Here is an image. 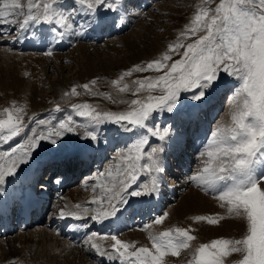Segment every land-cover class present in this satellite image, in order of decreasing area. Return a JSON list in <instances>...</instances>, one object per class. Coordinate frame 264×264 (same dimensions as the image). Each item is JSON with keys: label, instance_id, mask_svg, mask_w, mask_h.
<instances>
[{"label": "snow or ice", "instance_id": "snow-or-ice-1", "mask_svg": "<svg viewBox=\"0 0 264 264\" xmlns=\"http://www.w3.org/2000/svg\"><path fill=\"white\" fill-rule=\"evenodd\" d=\"M72 3L73 12L65 14L61 11L63 5L60 0H27L26 12L21 0H0V25L16 23L8 18L24 14L25 18L18 23L20 29L30 23L47 24L52 26L49 31L56 33L57 25L61 29L70 27L69 20L74 12L95 16L101 8L113 11L117 7L116 0H72ZM208 3L209 0H202L201 7L180 33L177 42L170 43L160 58L147 62L143 67L134 65L111 81L123 93L131 89L127 83L121 86V82L133 72L154 70L161 73L134 82L138 86L133 95L141 91H147L148 95L132 99L129 110L101 112L86 102L72 105L77 114L88 118L93 126V130L83 133L84 138L97 140L94 126L106 122L121 125L125 133L136 136L123 153L116 154L110 170L100 174L105 178L98 185L99 194L91 201L97 207L91 210L90 219L104 222L109 218H119L127 211L131 198L158 193V174L164 172L160 159L164 147L162 144L149 145L148 135H140L139 132L166 141L171 134L169 127L148 126L154 114L158 111L179 113L182 93L191 92L192 100H202L216 86L223 72L238 81L232 97L230 121L219 122L211 132L200 153L205 157L203 167L188 180L205 193L212 194L229 216L244 221L246 231L239 239L218 238L200 244L188 264H224L222 257L232 253L242 255L235 264H264V0H219L215 8L208 7ZM64 34V31L59 32L61 37ZM189 37L194 39L185 44L183 40ZM174 56L180 58L174 60ZM95 83V80L91 81V84ZM83 88L91 91L89 84H84ZM154 92L158 94L154 95ZM71 95H78L75 86ZM102 95L111 99L107 93ZM24 113L25 109L16 107L15 102L12 107L0 111V142L26 134L28 125L24 122ZM74 131V121L69 116L58 127L34 132L25 136L23 143L0 152V191L6 178L16 175L21 166L29 162L43 141L56 145L65 133ZM144 172L151 177L150 182L133 189ZM75 207L81 208L79 204ZM82 211L88 213L90 210L84 208ZM75 214L60 212L61 216ZM167 215L164 213L155 218L154 223H163ZM192 219L215 225L223 217L196 215ZM95 237L97 233L88 237L87 242L92 249L101 256L119 260L121 264H165L166 256H180L181 250L190 248L189 242L196 239L190 229L175 227L158 235L149 233L152 242L149 248L135 247L134 242L112 234L101 237L113 241L106 250L95 242Z\"/></svg>", "mask_w": 264, "mask_h": 264}, {"label": "rangeland", "instance_id": "rangeland-1", "mask_svg": "<svg viewBox=\"0 0 264 264\" xmlns=\"http://www.w3.org/2000/svg\"><path fill=\"white\" fill-rule=\"evenodd\" d=\"M121 1L124 4L128 2V0L126 1L121 0ZM121 1L116 0L117 7L115 10H113L117 14V17H115L113 22L115 27L112 30L109 29L105 30L106 34L102 36L101 40L98 39V37L96 38L97 29H96V24L93 23L95 16L86 15V20H83L81 17V22H80L81 25L85 24L86 22L89 23L86 28L88 33L82 39V42L84 44L87 43V45H96V47L87 48L85 49L84 53L83 52L78 53L75 51L70 53L71 51H73L75 46L83 44V43L77 44L78 40H80V38L78 37V30L77 32L73 30V32L76 35L75 36L76 38L71 40V42L68 45L64 46L65 48L64 53L65 55H67L66 58L64 57L61 61H58L56 60V58H53L51 59L52 60L51 62H46V63L43 62L45 65L49 64L47 68H45L44 64L39 65L38 70L40 75L38 78L40 80L38 79V83L39 82L40 83L39 84L37 83L39 86V87L37 86L38 88L36 87L33 89L31 86L27 85V87H24L26 89L24 91H21L17 95H13L12 93L10 94L0 93V111H2L6 107L8 108L12 107L13 102H15L16 107H23L25 109L24 122L25 124L28 125V128L26 129V134H22L21 136H19L21 140L24 139L25 136L27 135L28 136L32 135L34 132L46 131L48 127H58L61 122H66L69 116L72 117V120L74 121L75 131L71 133H65V135L59 140V141L68 142L67 145L63 148V147H58L57 146L58 143L56 145H53L50 143V141H43L41 147L37 149H41L44 152V154L57 152V151L64 152L66 150H68L67 152H70L73 149H75L77 154L82 150L91 149V147L94 150L100 148L104 149V161L102 162L98 161V164H102V166L100 168H96L97 166L92 168L90 167L87 172L88 174H86V176L84 175L85 177L82 178L81 181L77 183L74 182L75 184L73 183L71 187L69 186L71 189H74L70 193H69L70 190L69 187H65V188L62 187L61 189L64 190L63 192H61V195L60 196L54 195L51 200V212L52 211L54 212V209L57 206L56 205L57 199H62V197H64L65 195L68 196V193L73 194L74 200L72 201L84 200L89 206L94 204L91 203V201L96 195L99 194L100 188L98 187V185L105 178L102 177L100 174L101 173L106 174L107 171L110 170L111 166L114 165L113 158L116 156V154L123 153L126 149V146L136 138V136L132 133H125L121 125H116L110 122H106L101 125L94 126L95 134L97 135V140L93 141L84 138L83 133L86 130H93V126L89 123L88 118L79 116L77 112L72 108V105L83 104L86 102L96 107L97 110L101 112H105V111L121 112V111L129 110L130 101L132 99H135L137 97L139 98L146 97L148 95L147 91H141L140 93L133 95V91L138 86L134 82L136 80L143 79L144 77H155L156 75H159L161 73L156 72L154 70H149L147 72H133L131 76H126L124 80L121 82V86L124 83H127L129 84L131 89V91H127L123 93L119 92L117 87L114 86L111 83V81L117 79L124 71L131 69L134 65H141L143 67L147 64V62L153 59L160 58L161 54L167 50V46L170 43L177 42L178 38L180 37V33L185 30V26L190 23L194 14L197 12V10L201 7L202 4V0H144L146 2V8H145L142 6H138L139 2L141 1L143 2V0H133V3H135L136 5V9L134 10V14L130 17L131 21L129 20L127 27H123L117 30L116 25L119 24V22L124 19L123 16H119L120 11L119 12L117 11V8ZM21 3L24 5V11L26 12L27 0H21ZM218 3L219 0H209L207 6L211 8H215ZM111 12L112 11H108L105 8H101L97 13L98 16H102L104 14H109L111 16ZM9 18H10L9 20L14 19L16 23L0 25V36L2 38H6V39H2L0 37L1 40L0 51L3 49H7L9 51L26 53L25 51L21 50L22 46H20V42L19 41L17 42L19 37L17 39L13 38L20 30V28L18 27V23L22 22L25 16L24 14H20L15 17L10 16ZM69 21L72 24L74 23V21L76 22V20H74L73 18H70ZM7 25H9L10 27L6 28ZM143 34L148 35V37L151 39H156V38L157 40L160 39V41H162L161 48L158 51H156V53H154L152 52V49L150 50L149 47H147L146 48L147 51L141 54L144 55L141 56L140 59H130V55H133L134 53H139L140 50H143L145 48V46L141 45L137 50L130 52L127 48H125L122 45L121 42L120 43L118 42L119 40L118 38L127 35L128 38L135 39L136 37L139 38V36ZM192 39H194V37H189L188 39L183 40V42L186 44L191 42ZM112 49L113 51H111ZM179 58H180L179 56L173 57L174 60ZM41 61L42 60H40V63H42ZM90 62L95 64V68L94 70L88 72L87 64H89ZM25 76L27 78L30 77V73L29 72L25 73ZM93 80L96 81L95 85L91 84V81ZM62 82L64 83V85L60 90H57V86ZM84 84H89L91 91L85 90L83 88ZM74 86L77 89L78 95H71V89ZM236 87H238V81L235 78L227 74L220 75L219 80L216 83V86L210 89L202 100L200 101L192 100L191 92L182 93L181 110L179 113H167L163 111H158L157 113L154 114V119L148 122L149 127L153 125L160 128L169 127L171 129L170 137L172 135H174L175 137V134L186 135L185 132L190 133L188 137L189 139L187 138L188 144H190V146H187V148H183L181 151L178 152V155L179 154L181 156L183 155L182 157H180L178 164H175V160L173 161L175 167L174 169H176L175 172L178 171L175 173L176 175H172L171 172H167L168 168L164 167L163 179L159 181V185H158L159 188L158 192H160L162 196L164 195L163 197L165 198V201L162 204V208L156 209V206H152V208L145 207L143 212L148 213L151 211V209L154 210L152 212V216L150 217L149 215H147V219L142 224L137 223L133 225L132 228L122 231L123 235L122 237L118 235L119 239L122 238L123 240L128 238V240L125 241L128 242L134 241L136 245L135 247L147 246L151 248L152 242L149 239V233L153 234L154 231H157L156 233H154V235H158L160 232L166 231L172 227L174 228L181 227L185 229H190L191 234L196 237L194 241L189 242L191 247L188 249L181 250V254L178 257H173L170 254L165 257V264H188V262L193 259V253L200 244L210 243L212 240L218 238L239 239L242 237V235L246 231V223L243 230H240V232H237L236 234L231 233V231H229L224 233L213 232L212 234L208 233L206 235L205 234L202 235V233L198 229L197 226L198 224L203 223L207 226H210L213 229H216L219 228L221 224H223L221 222L228 220L229 215L227 214L225 208L220 207L219 202L216 199H214L213 196H211L209 193H205L200 190L199 191L203 195L210 197L219 205V209L215 211L216 213L214 211H210L212 212L210 213L209 211L207 212V210H204L203 213L200 212V213L190 214L185 218V220L179 219L178 221L173 220L171 216V213L173 212V208L182 205L181 204L182 199L185 197V195L191 192L192 187L195 188L194 186H196L194 182L188 180V177L193 175L195 172H197L199 169L203 167L202 161L205 159V157H201L200 153L203 150L204 145L207 143V138L210 137L211 132L217 127L219 122L228 123L230 121L229 113L232 107V97ZM33 91H36V93L33 94L32 93ZM103 93H107L108 95H110L111 99L107 98L105 95H102ZM153 94L155 95L158 93L154 92ZM121 101H126V102L121 103ZM213 101L216 102L214 104H211L213 103ZM42 104L46 106V109L45 108L39 110L35 109L38 106H42ZM57 105H59V110H57ZM207 105L210 106L206 107ZM42 112L44 113L41 114ZM190 116H192L191 118H194L196 122L195 123L189 122L190 124L189 127L188 124L184 125L185 123L184 120L185 118ZM139 134L144 135L148 133L140 131ZM150 136L151 137L149 139V145L155 146L162 144L164 147L165 141H160L157 137H154L151 134ZM170 137L166 141L171 142ZM182 138L185 139L184 137ZM87 142H88V145L86 146L87 149L80 148V143L81 145H84V143ZM6 143L7 142H0V152L9 151L11 149V148H4ZM148 147L149 146L146 145L145 149L148 150ZM43 148L46 149L43 150ZM45 150L46 151L49 150V151L46 152ZM169 153L170 151L166 152L164 149V151L160 153V157H162V159H164L165 157L170 158L172 155L170 156ZM186 153L188 155H186ZM185 156H188V158H185ZM172 164L169 163L167 164V166ZM26 165L27 164H25L24 166ZM51 165L52 163L50 162L46 167L49 168ZM46 173L47 175L50 174L47 170L46 171L43 170L42 177H44ZM144 173L145 176H142L143 173L140 174L137 181V185H133V189H136L138 185L142 186L143 184L150 182L151 177L147 172ZM57 176L58 175H55V179H56L55 182L60 179V173L59 176L58 177ZM50 186H57V183H54L52 185L50 184ZM94 187L96 189L95 191H93ZM171 190H173V192L169 193ZM76 193L78 194V196L75 195ZM146 197L147 196L131 198L130 205H134V202L132 201L133 199L135 198L146 199ZM63 201H65V199H63ZM219 210H221V212L224 211L225 212L221 213ZM164 213H167L168 215L163 221V228L158 230L160 228L158 227L153 232L150 231L146 233L145 231L149 230V227L151 228L155 224L154 223L155 218L163 215ZM90 214L91 215L93 214L91 210H90ZM90 214L89 217L91 216ZM196 215H214V216L223 217V219H220L218 224L210 225L204 221H194L192 217ZM90 222H92L93 225L95 223V221L93 220H91ZM48 228H51V230L53 229L56 235L59 234V233L57 234L56 232L57 223H55L53 226H50ZM39 229L40 228H37V226L29 227L30 234L25 237H22L25 238L23 241L22 238L21 240L17 238L18 241L16 238L14 239L15 235L20 234V231L18 230H15L13 234L6 235L5 237L0 236V241L3 240L5 242H8L9 244H11L9 246L15 248L16 250L18 249L20 250V251L18 250L19 255H17V257H12L10 259L7 258V260H5L6 255H4L3 252L6 251L5 253H7L8 250L4 249L2 253H0V264H33L30 261H33L34 264H36V262L33 260L36 258L30 256V253H33L36 250L37 245L33 247L31 251L28 249L24 250L22 248L24 247L28 248V246H32L33 244L30 243H34V242L38 243L39 233L36 232V230L39 231ZM137 232H145L146 236L142 239H138V238L133 239L132 236H131L132 239L130 237H127L128 235H134ZM92 233H97L99 235L106 234L110 236L112 235V227L106 226V230L104 233H98L97 231L94 230V228H92L90 229L86 238L91 236ZM28 240L29 242L30 241L31 242L27 243ZM94 240L96 242L98 241L102 242V240L98 239L97 237H95ZM19 241L21 242V244ZM87 241L88 238L86 242L83 244V247H81L82 249L91 248V244L88 243ZM22 242L24 243L22 244ZM103 243L111 245L113 241L109 239H105ZM25 244L27 245L25 246ZM75 247H77V245ZM80 253L81 252L78 249V253L76 254V257L78 255L77 258H74L75 253L72 252L68 253L70 255L68 257L61 255L57 260V263L82 264L79 262L81 258L82 260L87 261V263H83V264H95V262H98L97 258L94 259L92 258L94 256H92L91 253L83 255L85 257L80 255ZM51 257L52 256H50V258L46 257L43 259V261L48 263V261L51 260ZM87 257L90 260L89 261L90 263L88 262ZM84 258H86L87 260ZM241 258L242 255L240 253H232L227 257H222L224 264H235V262ZM72 259H75V261L73 262ZM115 260L119 261L117 259Z\"/></svg>", "mask_w": 264, "mask_h": 264}, {"label": "bare ground", "instance_id": "bare-ground-1", "mask_svg": "<svg viewBox=\"0 0 264 264\" xmlns=\"http://www.w3.org/2000/svg\"><path fill=\"white\" fill-rule=\"evenodd\" d=\"M60 3L63 5V7L61 8V11H64L65 14H68L69 12H73L72 0H60ZM138 6H142V7L146 8L145 1L143 0V2L139 3ZM75 7L78 8L79 5H75ZM118 8H117V11L118 12L120 11L119 16H123L124 19L122 21H120L119 24L116 25L117 30H119L120 28L128 26L129 20L131 21L130 17L134 14V10L136 9V5H135V3H133V0H128V2L126 4L122 3V1H121L119 3ZM81 17L83 20H86L85 14L74 12L72 14L71 18L76 20V22L74 21V23L72 24L69 21L70 27L68 29H61L60 26L57 25L56 26L57 31H58L57 36H56V33H51L49 31L52 26L47 25V24L30 23L28 27L21 29L18 41L20 42V44L22 46L26 45L30 49L33 48L35 50L28 51L26 53L9 51L7 49H3L0 51V93H5V94L12 93L13 95H17L21 91H24L26 89L24 87H27V85L31 86L33 89L36 88L38 86V84L40 83V82L38 83V79H39L38 77L40 75L39 70H38L39 65L44 64L43 62H45V63L51 62L52 61L51 59H53V58H56V60H58V61H61L64 57L66 58L67 55H65V53H64L65 49L62 50V48L64 47L65 42L68 43L71 39L74 38L75 33L73 32V30L75 32H77V30H78V37L80 38V40H78L77 44L83 43L82 39L84 38L85 34L88 33L86 28H87L89 23L85 21L86 23L81 25L80 24ZM115 17H117V14L115 13V11L111 12V16L109 14H104L102 16H98V13H96L93 23L96 24L97 33H101V31H103V30H108V29L112 30L115 27V25L113 23ZM8 19H10V18H8ZM9 27H10L9 25L6 26V28H9ZM36 27H39L42 30L40 33H38L37 36L34 35V31L32 30L33 28H36ZM60 31L65 32L63 37H61L59 35ZM97 33H96V35H97ZM49 35L51 36V39H53L52 44H55L56 42H58L57 45H55L54 49L50 47L49 39H47V37ZM16 36L17 35H15V37H13V38H16ZM2 39H6V38H2ZM118 39H119L118 42L119 43L121 42L122 45L125 48H127L130 52L137 50L141 45L145 46V48L143 50H140L139 53H134L133 55H130V59H140V57L144 55V54L143 55H141V54L143 52L145 53L147 51V49H146L147 47H149L150 50L152 49V52L156 53V51H158L161 48V44H162V41H160V39L159 40H157V38L151 39L146 34L140 35L139 38L136 37L135 39L128 38L127 35L121 36ZM84 41H87V40H84ZM0 42H1V40H0ZM75 47H74V49H76V50L73 49V51H71L70 53H72L74 51L78 52V53L79 52L84 53L85 49L90 48V47H96V45H87V43L86 44L83 43V44L77 45ZM45 48H48V50H50V54H49V52L44 53ZM111 51H113V49ZM44 55H46V56H44ZM40 60H42L41 61L42 63H40ZM48 65L49 64H46L45 68H47ZM87 65H88V67H87L88 72L94 70V68H95L94 63L90 62ZM27 72L30 73V77H28V78L25 76V73H27ZM63 85H64L63 82L60 83L57 86V90H60ZM32 93L35 94L36 91H33ZM215 102L216 101H213V103H211V104H214ZM210 105H207L206 107H208ZM44 108L46 109V106H44L42 104V106H38L35 109L39 110V109H44ZM44 112H46V111H44ZM44 112H42L41 114H43ZM191 117L192 116L185 118L184 125L188 124L190 127L189 122H194V123L196 122V120L194 118H191ZM48 128H50V127H48ZM88 128H90V127H88ZM185 134L186 135H178V134L176 135L175 134V137H174V135H172L170 137L171 142H168V141L164 142V149L166 152L170 151V153H169L170 156L174 155L173 157H175V164H178L180 157L183 156V155L181 156L180 154L178 155V152L181 151L183 148H187V146H190V144H188V140H187L190 133L185 132ZM147 135H148V139H150V137H151L150 134H147ZM182 137H184L185 139H183ZM24 140H25V138L21 140L20 137L18 136L11 141H7L4 148L15 147L17 144L23 143ZM190 141H191V139H190ZM67 143L68 142H65V141H59L57 146L64 148L67 145ZM185 143H187V144H185ZM41 145H42V143H41ZM41 145H40V147H41ZM87 145H88V142L84 143V145H81V143H80V148L87 149V147H86ZM44 149H46V148H43V150ZM87 150H90V151H87ZM87 150H82L79 152L78 155L81 159L82 158L83 159L91 158V155L94 152H97L98 156H101V157H102V155H104V149L103 148L94 150L91 147V149H87ZM47 151H49V150H47ZM67 151L68 150H66L64 152L63 151H57V152L44 154V152L41 149L35 150L33 152L32 157L30 158V161L27 163L26 166L22 165L21 169L18 170V173L16 175L6 178L5 184L2 186L3 190L0 191V213L3 211H7V208H9V207H12V210H13L14 209L13 206L15 204L18 205L19 196L22 193H24V189H25V194L27 195V201L31 202V199L29 197L31 192L27 191L26 189L30 188L29 186L34 187V180H35L34 173H36L37 171H41L42 169L45 171L47 170V167L44 168V166H46L45 162H49V161L51 162L52 161V165H55L54 167L51 166L53 169L52 172L55 171L56 168H58L57 169V172H58L60 167H62V171L68 169L67 170L68 173L70 170L73 171L72 156L76 155V151H75V149H73L70 152H67ZM173 157H170V158L165 157L164 159H162V157H160L163 167H165L168 164V162L172 163L174 161ZM74 158H75V160H77V162L80 163V161H78V158L76 156H74ZM185 158H188V156H185ZM47 159H49V161ZM99 160H101V158H99ZM85 170H86V168H85ZM85 170H83L82 172H85ZM175 170L176 169L173 168L172 175H176ZM46 175H47V173L44 175V177L49 176V175H47V176ZM142 176H145V173H143ZM20 179H21V181H19ZM158 179H159V181H161L163 179V173L158 174ZM194 187L195 188L192 187L191 192H189L187 195H185V197L182 199V201H181L182 205H179V206H176L173 208V212L171 213L173 220H177V221L179 219L185 220V218L190 214H195V213H200V212L203 213L204 210H207V212L208 211L209 212L210 211L215 212L216 210L219 209V205L214 200H212L210 197L203 195L200 192V191H203L200 187H198L197 185ZM72 190H74V189L70 188L69 193ZM57 191L58 190L49 189V188L43 186V187H41L39 192L42 193L41 195L44 198H46V200H50L52 198V196L57 195V193H56ZM74 192H76V191H74ZM172 192H173V190H171L169 193H172ZM69 193H68V196L65 195L64 197H62V199H57V201H56L57 206L54 209V212L52 213V219L50 220L49 224H46V226L42 224L40 227H37V228H40L39 231L36 230V232L39 233V238H38L39 244L37 242L36 243L34 242L35 244L30 243L31 241L29 242V240H28L27 243H30L33 245L28 246V248L24 247L22 249H24V250L28 249L31 251L32 248L37 245L38 249L37 248H36V250L34 249L35 251L33 253L29 252L30 256L36 258V259H33L36 262V264H58L57 260L59 259V257L61 255L68 257V256H70L68 253H71V252L75 253L74 258H77L78 255L76 257V254L78 253V249L80 250L81 253H83V254L80 253V255H82V256L85 254L91 253V255L94 256V257H92L93 259L97 258L98 262H95V264H121L119 261H116L115 259H109L108 256H106V255L101 256L94 249H92V247L90 249H82L81 247H83V244L86 242L88 237L82 243L78 244V242L76 240H73L69 237L62 236L61 232L64 231L72 221L77 220V219H79L78 221H79V225L81 226V232H82L83 228L85 227L86 219L89 217V214H90V211L88 213H84L82 210L84 208H88L89 210H92V209H95L97 207L94 204H92L91 206L87 205V203L84 200L72 201V200H74L73 194H69ZM75 195L78 196L77 193ZM210 195L213 196L212 194H210ZM163 196L161 195L160 192H158L154 196H147L146 199L135 198L132 201L134 202V204H136L135 207H137V208H140L144 204H146L150 207V205L152 204V205H155L156 209H157V208H162V204L165 201V198ZM63 199H65L66 202L63 201ZM68 201H71V202H68ZM77 204H79L81 206L80 209H77L75 207ZM128 209H129V206L127 208V211H128ZM61 210H64L65 212H75L76 214L75 215L61 216L60 215ZM127 211H125V212H127ZM152 211H154V210L151 209V212ZM219 211L221 212V210H219ZM224 212H221V213H224ZM210 213H212V212H210ZM69 218L71 219V221H69ZM121 218H123L122 215H120L119 218H109L108 220H106L104 222L105 223H111L114 220H118ZM54 220L59 221V223L57 222L58 227H59V234H58V231H56L58 235H56L54 233L53 229L51 230V228H48L51 226L50 224ZM104 222H95V225L102 226V224ZM221 223H223V224H221V226L219 228H216V229H213L210 226H207L203 223H200L197 226H198L199 231L202 233V235L203 234L206 235L208 233L212 234L213 232L224 233V232H229V231H231V233L236 234L237 232H240V230H243V228L245 226L244 221L237 219L235 217H231V216L228 217L227 221H223ZM158 227H160L158 230L163 228V223L162 224H154L151 228L149 227V230H146L145 232L146 233H148L150 231L153 232ZM172 228H174V227H172ZM60 230H61V232H60ZM145 232H137L136 234L128 235L127 237L131 238V236H132L133 239H137V238L142 239L146 236ZM156 232L157 231H154V233H156ZM75 233H76V235H75L74 239H76L79 236L78 231H76ZM154 233H153V235H154ZM29 234H30V230L27 227L25 231H21L20 234L15 235L14 239L18 238L21 240L22 237H25ZM31 234H32V232H31ZM55 235L59 238H57ZM122 235H123V233L120 234L121 237H122ZM104 236H108V235L97 234L98 239H101V237H104ZM6 238H8V237H6ZM32 238H34V237H32ZM130 238H129V240H130ZM18 239H17V241H18ZM24 239L25 238H22V241ZM27 239H29V238H27ZM101 240H102V242H100V241H98V242L95 241V242L98 244H101L104 249H106V250L109 249L110 245L103 243V241L105 239H101ZM123 240L124 241L128 240V238L123 239ZM33 241H34V239H33ZM6 243L8 244V247H7ZM23 243L24 242H22V244ZM20 244H21V242H20ZM9 245H11V244H9L8 242H5L3 240L0 241V253H2V251L4 249L8 250L7 253H5L6 251L3 252L4 255H6L5 260H7V258L10 259L12 257H17V255H19L18 252L20 250L18 249L19 250L18 251ZM13 245H15V244H13ZM26 245L27 244H25V246ZM76 245H77V247H75ZM131 250H133V249H131ZM72 255H74V254H72ZM50 256H52V257H51V260L48 261V263L43 261L44 258H46V257L50 258ZM83 257H85V256H83ZM84 259H86V258H84ZM87 259H88V257H87ZM72 261L74 262L75 259H72ZM89 261L90 260L88 259V262ZM30 262L34 264L33 261H30ZM79 262L82 264L87 263V261L82 260V258L80 259Z\"/></svg>", "mask_w": 264, "mask_h": 264}, {"label": "water", "instance_id": "water-1", "mask_svg": "<svg viewBox=\"0 0 264 264\" xmlns=\"http://www.w3.org/2000/svg\"><path fill=\"white\" fill-rule=\"evenodd\" d=\"M221 75L224 74L223 72L220 73Z\"/></svg>", "mask_w": 264, "mask_h": 264}]
</instances>
